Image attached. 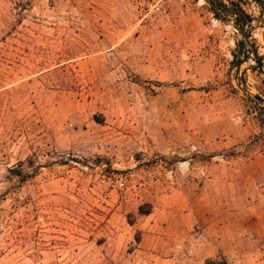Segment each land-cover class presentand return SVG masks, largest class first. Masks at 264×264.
Listing matches in <instances>:
<instances>
[{"label":"rangeland","instance_id":"1","mask_svg":"<svg viewBox=\"0 0 264 264\" xmlns=\"http://www.w3.org/2000/svg\"><path fill=\"white\" fill-rule=\"evenodd\" d=\"M214 1L0 0V264H264V0Z\"/></svg>","mask_w":264,"mask_h":264},{"label":"crops","instance_id":"2","mask_svg":"<svg viewBox=\"0 0 264 264\" xmlns=\"http://www.w3.org/2000/svg\"><path fill=\"white\" fill-rule=\"evenodd\" d=\"M248 159L245 163L247 165H252L255 162L256 157H246ZM256 222V219H252ZM220 223H215L210 225L211 229L208 230L207 243L210 246L207 249L206 257H215L217 255H222L229 261L236 263L240 257L242 247L239 245L246 239L251 240V242L256 244L258 240L257 232L258 230H253V232H247L245 229L244 219H228L220 220ZM235 264V263H234Z\"/></svg>","mask_w":264,"mask_h":264},{"label":"water","instance_id":"3","mask_svg":"<svg viewBox=\"0 0 264 264\" xmlns=\"http://www.w3.org/2000/svg\"><path fill=\"white\" fill-rule=\"evenodd\" d=\"M233 13H237V12H241V10L237 9V10H231Z\"/></svg>","mask_w":264,"mask_h":264},{"label":"trees","instance_id":"4","mask_svg":"<svg viewBox=\"0 0 264 264\" xmlns=\"http://www.w3.org/2000/svg\"><path fill=\"white\" fill-rule=\"evenodd\" d=\"M213 2H215V1L213 0ZM221 4H222V3H218L219 6H222ZM262 5H263V7H264V1L262 2ZM239 10H240V9H239Z\"/></svg>","mask_w":264,"mask_h":264}]
</instances>
